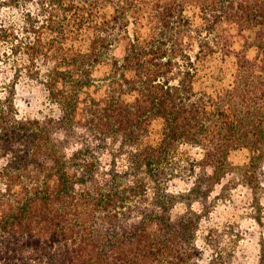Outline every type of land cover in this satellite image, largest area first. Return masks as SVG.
<instances>
[{
	"label": "trees",
	"instance_id": "1",
	"mask_svg": "<svg viewBox=\"0 0 264 264\" xmlns=\"http://www.w3.org/2000/svg\"><path fill=\"white\" fill-rule=\"evenodd\" d=\"M240 186L264 189V0H0V264H238L211 223Z\"/></svg>",
	"mask_w": 264,
	"mask_h": 264
},
{
	"label": "rangeland",
	"instance_id": "2",
	"mask_svg": "<svg viewBox=\"0 0 264 264\" xmlns=\"http://www.w3.org/2000/svg\"><path fill=\"white\" fill-rule=\"evenodd\" d=\"M17 102L21 117L24 118L41 117L50 112L47 94L37 85H20ZM246 160L245 152H237L231 157L236 166ZM226 197L214 214L211 226L227 235L240 232L238 240L232 243L227 239L222 247L235 253L238 264H253L260 252V244L264 241V189L252 198L240 186Z\"/></svg>",
	"mask_w": 264,
	"mask_h": 264
}]
</instances>
